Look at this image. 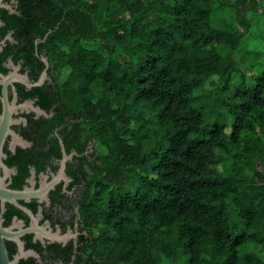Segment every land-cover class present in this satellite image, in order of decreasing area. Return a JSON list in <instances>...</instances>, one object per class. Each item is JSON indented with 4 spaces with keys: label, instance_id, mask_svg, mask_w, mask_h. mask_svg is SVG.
<instances>
[{
    "label": "trees",
    "instance_id": "trees-1",
    "mask_svg": "<svg viewBox=\"0 0 264 264\" xmlns=\"http://www.w3.org/2000/svg\"><path fill=\"white\" fill-rule=\"evenodd\" d=\"M17 1L63 78L57 109L94 142L86 261L264 264V62L239 68L262 0ZM222 6L236 28L212 24Z\"/></svg>",
    "mask_w": 264,
    "mask_h": 264
},
{
    "label": "flooded vegetation",
    "instance_id": "flooded-vegetation-1",
    "mask_svg": "<svg viewBox=\"0 0 264 264\" xmlns=\"http://www.w3.org/2000/svg\"><path fill=\"white\" fill-rule=\"evenodd\" d=\"M19 5L0 0V224L10 233L4 240L11 264H89L79 204L89 189L94 142L57 109L59 79L35 21ZM18 19L23 26L14 24ZM256 167L254 179L264 184V166ZM9 192L23 196L11 200Z\"/></svg>",
    "mask_w": 264,
    "mask_h": 264
},
{
    "label": "rangeland",
    "instance_id": "rangeland-1",
    "mask_svg": "<svg viewBox=\"0 0 264 264\" xmlns=\"http://www.w3.org/2000/svg\"><path fill=\"white\" fill-rule=\"evenodd\" d=\"M219 2L229 4L230 0H219ZM261 3L262 7L264 8V0H262ZM259 11L261 12V9H259ZM246 15L253 22L248 28V36L245 41L246 48L244 63H240L239 68L240 72L245 74L247 81L250 82V76L258 74L262 70V68L258 66V63L264 62V34L262 36L259 35L260 33H262V30L264 28V15L253 13V11H249L248 13H246ZM234 16V10L231 7H218L216 11L212 9L211 22L214 26L220 28L234 29L236 22ZM240 55V51H236L234 54L236 59L239 58ZM253 63L254 65H252ZM62 79L63 78L60 77L59 81H61ZM232 81L231 84L233 83ZM223 167V164L219 163L217 166L218 171L221 172L223 170Z\"/></svg>",
    "mask_w": 264,
    "mask_h": 264
},
{
    "label": "water",
    "instance_id": "water-1",
    "mask_svg": "<svg viewBox=\"0 0 264 264\" xmlns=\"http://www.w3.org/2000/svg\"><path fill=\"white\" fill-rule=\"evenodd\" d=\"M44 61H45V63H47L46 60H44ZM65 159H66V156L64 155V157L61 161V164H62L61 169L64 166ZM22 196H23L22 192H19V193L9 192V197L11 198V200H13V198H16V197L20 198ZM9 234L10 233H9L8 229L3 228L0 224V264H11L9 252H8V247H7V244L4 240V237H8Z\"/></svg>",
    "mask_w": 264,
    "mask_h": 264
}]
</instances>
